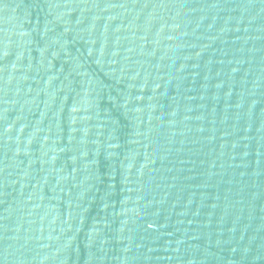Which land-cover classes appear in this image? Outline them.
<instances>
[{
	"label": "water",
	"instance_id": "obj_1",
	"mask_svg": "<svg viewBox=\"0 0 264 264\" xmlns=\"http://www.w3.org/2000/svg\"><path fill=\"white\" fill-rule=\"evenodd\" d=\"M0 264H264V0H0Z\"/></svg>",
	"mask_w": 264,
	"mask_h": 264
}]
</instances>
